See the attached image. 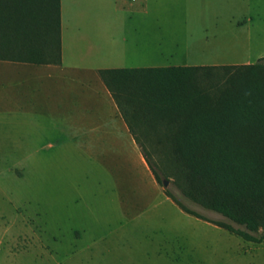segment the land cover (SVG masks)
I'll list each match as a JSON object with an SVG mask.
<instances>
[{
    "label": "rangeland",
    "instance_id": "obj_1",
    "mask_svg": "<svg viewBox=\"0 0 264 264\" xmlns=\"http://www.w3.org/2000/svg\"><path fill=\"white\" fill-rule=\"evenodd\" d=\"M83 7L74 0L70 15ZM92 9L148 15L139 23L150 24L157 65L264 55V0H106ZM249 17L246 27L232 21ZM65 59L83 62L84 51ZM68 121L63 111L0 117V264H264V241H245L167 197L166 189L203 217L243 228L184 196L161 130L131 121L159 176L155 188L135 148H86L70 140Z\"/></svg>",
    "mask_w": 264,
    "mask_h": 264
},
{
    "label": "trees",
    "instance_id": "obj_2",
    "mask_svg": "<svg viewBox=\"0 0 264 264\" xmlns=\"http://www.w3.org/2000/svg\"><path fill=\"white\" fill-rule=\"evenodd\" d=\"M0 59L60 63V0H0ZM98 73L133 134L132 120L161 130L184 175V196L243 228L203 217L166 189L167 197L189 215L263 242L264 57Z\"/></svg>",
    "mask_w": 264,
    "mask_h": 264
},
{
    "label": "crops",
    "instance_id": "obj_3",
    "mask_svg": "<svg viewBox=\"0 0 264 264\" xmlns=\"http://www.w3.org/2000/svg\"><path fill=\"white\" fill-rule=\"evenodd\" d=\"M93 2L104 5L106 0H82L84 11L70 15L74 0H60V63L0 59V117H27L29 110L43 115L63 111L69 117L70 140L86 148L112 149L124 145L135 148L156 188L155 176L140 151L141 145L98 71L178 65L155 63V41L150 40V24L139 23L148 20V15L98 12L92 9ZM75 20L82 21L83 25L72 30L70 21ZM232 21L246 27L252 18ZM74 49L84 51L83 62L66 61V52L73 53ZM261 57L264 55L231 64H250Z\"/></svg>",
    "mask_w": 264,
    "mask_h": 264
},
{
    "label": "water",
    "instance_id": "obj_4",
    "mask_svg": "<svg viewBox=\"0 0 264 264\" xmlns=\"http://www.w3.org/2000/svg\"><path fill=\"white\" fill-rule=\"evenodd\" d=\"M162 184H163V186H166L167 185V180H163Z\"/></svg>",
    "mask_w": 264,
    "mask_h": 264
}]
</instances>
